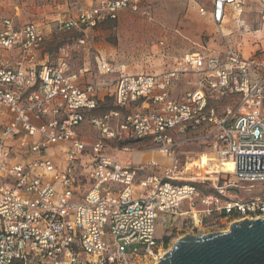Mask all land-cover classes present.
I'll return each instance as SVG.
<instances>
[{"label": "built area", "instance_id": "1", "mask_svg": "<svg viewBox=\"0 0 264 264\" xmlns=\"http://www.w3.org/2000/svg\"><path fill=\"white\" fill-rule=\"evenodd\" d=\"M142 1L96 0L59 25L85 35L139 13ZM246 2L210 0L199 11L222 31ZM44 40L35 23L0 22V264H157L168 252L157 237L160 217L196 227L211 218L264 219V173L238 172V156H264V58L245 60L230 47L135 75L103 60L100 72H116V82L81 88L43 58ZM188 76L193 89L173 97ZM112 89L116 106L94 116ZM86 123L97 133L88 142L79 133ZM194 143L207 150H186ZM136 146L171 166L152 161L147 173L112 157ZM202 156V170L189 167ZM85 158L88 188L78 177Z\"/></svg>", "mask_w": 264, "mask_h": 264}, {"label": "rangeland", "instance_id": "2", "mask_svg": "<svg viewBox=\"0 0 264 264\" xmlns=\"http://www.w3.org/2000/svg\"><path fill=\"white\" fill-rule=\"evenodd\" d=\"M87 3V0H0V22L11 20L16 28L30 23L40 26L45 38L41 55L43 58L47 55L53 66L64 67L72 75L71 80L81 88L89 84L113 85L116 82V72L109 75L100 72L99 65L103 60L116 71L123 70L135 75L160 74L174 69L176 61L186 54L223 51L230 47L236 49L245 60L264 58V0H247L240 17L232 19L230 15L222 31L210 18L200 15L198 6L208 7V0H143L139 13L124 12L117 21L102 24L85 35L60 27L59 19L76 16ZM81 36H87L85 46L78 44ZM192 80L186 77L176 88L173 97L191 91ZM222 102L227 104L228 100ZM115 106L112 89L109 96L104 97L99 111L93 115L101 116ZM79 133L86 136L83 137L85 142L97 135L89 123L84 124ZM201 144L194 143L186 150L193 153L206 151ZM112 157L126 167L147 166V173H153L148 166L152 161L157 162L162 170L172 164L169 158L138 146L134 152L118 151ZM81 163L78 177L80 183L88 188L85 180L90 170L87 158ZM160 173V170L156 171V174ZM258 190L253 192L257 193ZM207 191L208 188H201L202 193ZM238 221L234 217L211 218L196 227L191 219L164 220L160 217L157 237L165 238V241L168 239L166 252H169L176 241L183 237L225 233Z\"/></svg>", "mask_w": 264, "mask_h": 264}, {"label": "water", "instance_id": "3", "mask_svg": "<svg viewBox=\"0 0 264 264\" xmlns=\"http://www.w3.org/2000/svg\"><path fill=\"white\" fill-rule=\"evenodd\" d=\"M238 172L264 173V156H238ZM157 264H264V219H245L228 232L186 236Z\"/></svg>", "mask_w": 264, "mask_h": 264}, {"label": "bare ground", "instance_id": "4", "mask_svg": "<svg viewBox=\"0 0 264 264\" xmlns=\"http://www.w3.org/2000/svg\"><path fill=\"white\" fill-rule=\"evenodd\" d=\"M208 164V159L205 156H202L199 160H195L193 163L189 164L190 168L198 167L199 169H203ZM231 167V166H230ZM231 169V168H230Z\"/></svg>", "mask_w": 264, "mask_h": 264}, {"label": "crops", "instance_id": "5", "mask_svg": "<svg viewBox=\"0 0 264 264\" xmlns=\"http://www.w3.org/2000/svg\"><path fill=\"white\" fill-rule=\"evenodd\" d=\"M87 6L85 7V8H88V7H90V6H92L95 2H96V0H87ZM200 7V5L198 6V8ZM202 7H204V8H206L207 10H210V0H208V7H205V6H202ZM124 13V12H123ZM122 14V13H121ZM77 16V15H76ZM204 17H208L209 18V16H204ZM71 18V17H70Z\"/></svg>", "mask_w": 264, "mask_h": 264}, {"label": "trees", "instance_id": "6", "mask_svg": "<svg viewBox=\"0 0 264 264\" xmlns=\"http://www.w3.org/2000/svg\"><path fill=\"white\" fill-rule=\"evenodd\" d=\"M109 110H111V109H108V110H106V111H109ZM166 243H168V239L166 240Z\"/></svg>", "mask_w": 264, "mask_h": 264}]
</instances>
